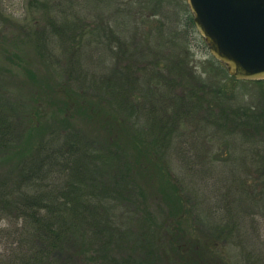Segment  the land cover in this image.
I'll return each instance as SVG.
<instances>
[{
    "label": "trees",
    "instance_id": "trees-1",
    "mask_svg": "<svg viewBox=\"0 0 264 264\" xmlns=\"http://www.w3.org/2000/svg\"><path fill=\"white\" fill-rule=\"evenodd\" d=\"M36 1L38 2V0ZM50 1L43 0V5L47 6L45 8L48 12L47 27L42 35L46 42L50 38L53 40L54 30L59 32L58 29L60 31L64 29L57 26L60 22L67 25L69 31L70 27L76 30L75 23L84 22L80 18L81 11L86 14H97L93 7L85 6L87 0ZM167 1L171 3L169 0H145L150 5H143L145 8H141L143 13H151L149 15L153 16L154 26L149 25L148 32L151 40H157V42L151 47L155 42L150 40L148 45H150V51L152 48L156 50V53H151L160 57L157 61L162 62V64H156V67L160 69L156 73L166 81L163 86L169 92L175 88V83H178L177 86L181 88L186 86L190 90L188 92L191 94L190 97L196 96L197 98L196 103L192 105L197 108L204 106L210 112L216 127H203L201 131H207L211 136L217 137L216 135L222 133L221 129L218 130L220 121L229 117L232 122L234 120L233 123L240 129L226 132L227 149L230 153L221 159L226 162L225 165H230L237 184L242 188H248L249 180L255 181V183L258 179L260 180L261 189L257 193L259 198H257L254 189L251 190L254 200L257 198L258 203L255 202V205L249 207L240 204L237 221H233L232 214L230 215L231 220L225 223L222 216L219 217L218 212L214 211L215 219L218 220L214 222L215 229H208L209 235L188 231L186 225L188 228L191 225L185 218L187 214L185 208H182L181 191L171 182L172 177L167 170V163L160 162V158L155 153L156 147L161 143L154 136L163 139L165 131H168V135H171L170 147L174 148L176 159L188 178L197 176L202 181L216 179L218 182L221 173L219 168L214 172L215 174L212 172L215 165L212 166L213 168L200 165L198 157L191 151L193 148L190 136L193 133L188 135L177 132L178 125L183 120H179L177 124L173 121L166 122L165 124H169L163 129L164 131L155 129V121L151 123L149 129H145L141 121L145 120L146 112H143L144 108L138 105L139 103L127 101V107L116 106L118 111L121 109V112L117 114L118 111L116 112V108L114 109L111 104L100 103V101L91 98L87 102L82 98L85 97L82 93H75L66 88L67 85L56 87L44 79L43 85L39 86L34 81L35 76L29 71V76L34 81L31 94L39 92L44 99L50 98L52 95L55 96L56 109L52 111L47 107V115L58 117V111H63L62 114L68 108L70 111L69 114L62 117L60 125L52 129L47 124L46 127H39L37 116H41L43 110H38L37 100L34 97L31 111L21 114L20 117H16L17 119L13 117L16 107L12 105L10 111H1L3 103H0V163L5 159V155L10 149L13 154L15 152L14 158L18 163L15 174L9 175L6 172L0 174V221L14 218L23 223L19 229L20 244L17 245L16 242L11 245L10 253H13V256L8 259L0 258V264H116L115 255L110 249L112 234L115 233L113 230L116 228L109 223L110 212H107V216L104 217L102 211L111 209V206L106 203L110 195L113 196V193H116L118 196H122L126 192L124 188L130 184L133 185L136 194L134 197L131 194L134 202L137 199L136 210L143 216L138 221L144 240L140 241L138 245L144 251V255L139 259L122 258L125 264L128 261H131V264H155L157 262L171 264L176 261L181 264H230L225 251L222 248H216L214 242L227 238L228 234L230 235L234 231V226L244 222L242 213L246 216L249 215L254 234L261 229L260 220L263 221L262 226H264V159L261 158V162L258 163V168L255 170L258 175L251 178L244 177L243 180V173L238 172H242L243 165L248 163L236 155L237 151H233L237 149L241 139L246 140L241 135L246 136L250 132H254L250 131L252 129L264 128L262 121L264 111L258 112L251 110L250 107L238 105L241 102L240 96L229 90L230 83L224 81L228 77L221 65L213 62L215 65H213L212 73L215 78L205 80L194 74L195 68L191 65L192 61L187 49L188 30L193 27L194 21L189 17L188 24L186 21L183 22L181 19L183 18L181 16L183 9L176 7L177 10H174L177 14L167 17L161 11V6ZM118 15L119 19L111 18V23L114 24L116 30L123 33L127 28V17L124 14ZM69 21L70 23H68ZM182 22L185 24L184 29ZM85 29L83 26V31ZM94 33L95 31H93ZM87 50H82L81 58L77 64L83 68L101 67V62L98 64L88 63L89 59L84 57L90 51ZM91 51V55L103 57L100 51H95V49ZM163 52L168 55L166 58ZM168 53L173 54V57ZM162 67H164L163 71ZM77 73V69L70 72L71 76ZM156 73L155 76H157ZM113 75L112 77L107 76L105 81L117 78L115 73ZM128 78H132L133 81L131 74L128 75ZM229 78L231 83L241 82L264 88V80L251 82L240 81L230 76ZM134 79L135 83H140L139 80ZM193 83L194 86L197 85V88L192 85ZM197 92H200V95ZM61 105L63 108H59ZM214 110L217 112H212ZM79 111L81 112L80 116L78 115ZM212 113L217 114L212 115ZM78 116L79 120H77ZM82 116L84 118L83 125L81 124ZM237 119L239 120L237 121ZM241 120L243 123L239 125ZM70 130L72 134L64 135L63 132ZM57 131L58 133L55 135ZM196 131L197 129H195ZM84 136L86 137L84 138ZM194 143L195 141L192 142V144ZM93 145L101 147L102 153H97ZM170 151L173 152L172 149ZM241 160L243 169L233 165ZM7 162L9 160L5 164H8ZM97 162L99 165L96 164ZM100 162L105 165H101ZM197 174L201 176L199 177ZM248 174L249 171H246L245 176ZM59 178L62 180H58ZM231 178L230 175L223 182L231 183ZM104 179H106L105 182ZM59 181L64 183L60 196L55 190V187L60 184ZM96 183L102 184V187H96ZM67 185H72V190ZM73 192L81 194L88 192L93 198L91 197L92 200L89 203H82L83 206L76 205L75 202H71L74 199ZM244 194L245 200H248L249 195L246 191ZM100 199L103 204L102 211L99 208ZM153 203L157 206L156 212L159 209L163 211L164 206L168 210L167 218L162 221V225L155 215L152 217L153 212L150 209L155 210ZM82 211L85 214H90L87 216ZM149 228L153 230L144 234V229H147V232ZM256 234L258 235V233ZM99 244L102 245L101 248L95 249ZM94 250L96 252L90 257V252ZM58 253L63 256L62 261L57 259Z\"/></svg>",
    "mask_w": 264,
    "mask_h": 264
},
{
    "label": "rangeland",
    "instance_id": "rangeland-1",
    "mask_svg": "<svg viewBox=\"0 0 264 264\" xmlns=\"http://www.w3.org/2000/svg\"><path fill=\"white\" fill-rule=\"evenodd\" d=\"M39 1L41 0H38V2L36 0H0V103H3L1 111H10V107L13 105L16 107V113L13 112V117L17 119L16 117H20L21 114H25L29 110L31 111V103L34 97L37 100L38 110H43L41 116H37V120L40 123L39 127H46L47 124L53 129L60 125L62 117L69 114V108L64 114H62L63 111H58V117L47 115V107L51 108L52 111L56 109L55 96L52 95L50 98L44 99L39 92H33L34 94H31L32 88L34 87L33 82L36 81L37 85L41 86L43 85L44 79L56 87L58 85H67L66 88H69L75 93H82L85 96L82 98L86 99L87 102H89L88 99L90 98L98 102L100 101V103L107 102L114 109L116 106L127 107V101L139 103L138 105L144 108L143 112H146L145 120L141 121L145 129H149V126L154 121L156 122L155 129L158 128L161 131L169 124H165L166 122L173 121L177 124L179 120H183L178 125L177 132L188 135L193 133L190 136V143L193 148L191 151L198 157L200 165L209 168H213L212 166L215 165V168L212 169L213 173L218 168L220 170L221 178L218 182L216 179L202 181L197 176L195 178H188L184 174L179 161L176 159L174 148L170 147L169 140L171 135H168V131H165L166 133L163 139L154 136L161 143L156 147L155 153L160 158V162L165 161L167 163V170L170 177H172L171 182L181 191L180 195L183 200L182 208H185L187 213L185 218L189 220L191 225L190 228L186 225L188 231L209 235V230L215 229L213 227L214 222L218 220L215 219L214 211L218 212L219 217L222 216V220L226 223L228 220H231L230 215L232 214L234 216L233 221L239 219L238 212L240 204L244 207H249L250 205H255V202L256 204L258 203L256 200L259 198L257 193L261 189L260 180L258 179L256 183L255 181L249 180L248 188H242L237 184L230 165H225L226 162L221 159L230 153L228 152L229 149H227L225 135L227 134L226 132L238 128L233 123L234 120L232 122L230 117L221 120L218 129H221V135H216L217 137L211 136L207 131L201 130L207 126L208 128L210 126L215 128L216 125L214 124L216 123L213 122L214 118L212 120L210 112L204 106L197 108L192 105L196 103V96H193V98L192 96L190 97L191 94L188 93L190 90L186 86L182 88L177 86L178 83H175V88L170 92L166 87L164 88L163 85L166 81L162 80L156 73V71H160L156 67V64H162V62L157 61L160 57L152 54L151 52L156 53V50L152 48L150 51V45H148L151 40L148 32L150 29L149 25L154 26L152 23L153 16H150L151 13H143L141 11V8H145L143 5L149 6L150 4L145 2V0H87L85 6L93 7L97 11V14H86L81 11L80 18L84 22L80 21L83 25L74 22L77 25L76 30L70 27L69 31L67 25L61 22L59 23L60 25L57 23V26L64 29L61 31L58 29L59 32L54 30L53 40L50 38L46 42L42 35L47 27L48 12L45 8L47 6L45 4L43 5V0L41 2ZM169 1L171 3L167 1V3L161 6V11L167 17L177 14L175 12L177 10L176 8H182V21H186L188 24L189 17L194 21V14L191 12L187 0ZM49 2L51 1L49 0ZM118 14H124L127 17V28H125L123 33L116 30L114 24L111 23V18H114V20L119 19L120 16ZM147 14L150 15L148 16ZM183 22L182 28L184 29L185 24ZM83 26L86 28L84 31ZM93 31H95L94 34ZM188 35L187 49L192 61L191 65L195 68L194 74L197 77L208 80L214 77L212 69L215 64L213 62L221 65L228 77L224 81H229L230 83L229 90L234 91L236 95L240 96L241 102L238 105L250 107L251 110L258 112L261 110L264 111V88L241 82L231 83L229 76H232L228 73L227 67L211 55L209 46L204 37L196 29L194 23L193 27L189 28ZM151 42H155L151 45L153 47L157 40H151ZM85 49L90 50H87L89 53H92L91 50L95 49V51H100L103 54V57L101 55H91L88 52V54L84 55V57L89 59L88 63L98 64L101 62V67H96V69L83 68L77 64L81 58L82 50ZM166 52H163L165 58L168 56ZM168 54L173 57V54ZM73 64L75 66H72ZM163 68L161 69L162 71L164 70ZM73 69H77L78 73L71 76L70 72ZM29 71L35 76L34 81L29 76ZM112 73H115L117 78L114 77L112 80L108 79L109 81H105L108 78L107 76H114ZM155 73L157 76H155ZM129 74L133 77V81L132 78H128ZM134 78L139 80L140 83H135L136 80ZM192 85L194 86V83ZM194 87L197 88V85L195 84ZM200 92H197L198 95H200ZM184 95L186 97H183ZM59 108H63V106L61 105ZM80 111L78 113L79 116L81 115ZM117 111L118 107L116 108ZM120 112L121 109L117 114ZM212 112H217V110ZM216 114L212 113V115ZM79 116L77 120H79ZM81 119V124L83 125V116ZM262 121L264 122V119ZM242 123L243 120H241L239 125ZM195 129H197L196 132ZM250 131L254 132H250L246 136L241 135L246 140L241 139L237 149L233 150L237 151L236 155L240 159L243 158L245 159L244 162L247 161L248 163L243 165L244 169L242 168V160L233 164L243 169L242 172H238L243 173V180L244 177H256L258 174L255 170L258 168V163L261 162L262 157L264 159V128L259 130L258 128L256 130L252 129ZM57 133L58 131L55 132V135ZM63 133L64 135H67V133L72 134L71 130ZM193 141H195V145L192 144ZM93 146L97 153H102L101 147L97 145ZM170 148L173 152L170 151ZM11 151L10 149L5 155V159L0 163V174L6 172L9 175H13L18 168L17 159L14 158L15 152L13 154ZM254 157L256 159H253ZM7 160L9 162L5 164ZM2 163L4 164L2 165ZM96 164L99 165V162ZM100 164L105 165L102 162ZM246 171H249L247 176H245ZM197 175L199 177L201 176L199 174ZM230 175L232 182H223ZM58 180L62 179L59 178ZM103 181L105 182L106 179ZM59 183L55 187L58 196H60V191L64 186L63 182L59 181ZM83 184L85 185V182ZM67 186L72 190V185ZM100 186L102 187V184L99 185L96 183V187ZM243 189L249 195L248 200L244 198L245 191ZM252 189L257 194L256 200L252 196ZM124 190L126 192L122 196L113 193V196L110 195L107 199L106 203L108 206H111V209L102 211V200H99L100 211H102L104 217L107 216V212H110L109 223L116 228L113 230L115 233L112 234V243L110 245V249H112L115 255L116 264H125L122 258H129V260L131 258L139 259L144 255V251L138 245L140 241L144 240L142 232H140L142 230L139 229L138 221L143 216L136 210L135 205L137 199L135 202L132 200V195L133 197L136 196L133 185L130 184ZM73 193L72 196H74V199L71 200L70 198L72 197H70L69 201L75 202L76 205L83 206L82 203H89L92 200L91 197L93 198L88 192L82 194L77 192ZM139 205L141 204L139 203ZM154 206L155 210L150 209L153 213L155 211L154 214L152 213V217L155 215L162 225V221H165L167 218L168 210L164 206L163 211L159 209L156 212L157 206L156 204ZM82 213L85 214L84 211ZM89 214L85 215L88 216ZM242 215L244 222L241 225L234 226V231L230 235L228 234L227 238L214 242V246L218 249L222 248L225 251L230 260V264H264L263 221H259L261 229L257 232L255 231L258 233L257 235L253 233L249 215L246 216L243 213ZM21 225H23L22 221L14 218L0 221L1 259H8L10 256H13V253H10V246L16 242L17 245L20 244L19 229ZM149 229L147 232V229H144V234L153 230ZM101 246L99 244L95 249H100ZM95 252V250L90 252V257ZM57 255L59 261L64 259L61 253ZM127 264H131V261H128ZM155 264L159 263L157 262ZM171 264L181 263L176 261L174 263L171 262Z\"/></svg>",
    "mask_w": 264,
    "mask_h": 264
},
{
    "label": "water",
    "instance_id": "water-1",
    "mask_svg": "<svg viewBox=\"0 0 264 264\" xmlns=\"http://www.w3.org/2000/svg\"><path fill=\"white\" fill-rule=\"evenodd\" d=\"M211 55L237 80H264V0H187Z\"/></svg>",
    "mask_w": 264,
    "mask_h": 264
}]
</instances>
